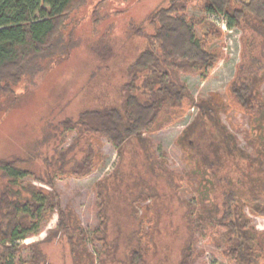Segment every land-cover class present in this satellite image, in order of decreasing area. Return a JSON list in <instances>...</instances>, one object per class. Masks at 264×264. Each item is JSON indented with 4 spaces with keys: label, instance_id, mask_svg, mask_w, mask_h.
I'll return each mask as SVG.
<instances>
[{
    "label": "trees",
    "instance_id": "16d2710c",
    "mask_svg": "<svg viewBox=\"0 0 264 264\" xmlns=\"http://www.w3.org/2000/svg\"><path fill=\"white\" fill-rule=\"evenodd\" d=\"M85 2L0 0V105L19 96L17 86L33 79L37 72L31 74V63L54 50L70 13ZM202 9L223 14L229 27L244 30L242 64L229 91L231 99L256 121L250 137L256 156L243 150L237 136L222 123L218 113L225 107L224 100L215 95L211 101H197L181 79V72L197 73L206 79L220 58L211 49L216 31L201 36L198 21L187 15L186 0H171L148 16L155 31L128 67L121 101L85 107L76 116L62 119L57 128L60 140L74 130L78 138H88L86 155L76 159L71 168L74 175H86L95 167L94 136L108 137L121 156L112 175L101 179L95 189L100 222L90 237L100 244L103 264L117 258L119 247L117 239L109 235L110 187L125 194L124 201L133 208L131 213L138 221L124 250L123 264H152L149 257L157 248L161 216L157 211L154 231L145 232L148 214H140L136 205L156 194L158 181L172 174L143 140L145 134L175 119L178 112L195 106L199 112L179 141L192 172L199 178L201 198L198 204L188 201L185 218L190 236L180 264H193L197 234L224 244V254L232 264H264V233L258 231L246 209L249 206L252 213L264 215V101L260 91L264 81V0H205ZM101 57L106 58L105 54ZM56 152L59 154L60 149ZM0 172L6 177L0 191V264H51L39 241L31 243L29 257L21 258L24 245L20 241L40 234L56 212V234L70 244L75 262L94 264L88 232L73 211L61 205L56 193L32 183L23 184L21 178L30 171L19 159L0 158ZM48 183L54 185L52 177ZM177 187L174 182L172 190Z\"/></svg>",
    "mask_w": 264,
    "mask_h": 264
},
{
    "label": "rangeland",
    "instance_id": "374dc122",
    "mask_svg": "<svg viewBox=\"0 0 264 264\" xmlns=\"http://www.w3.org/2000/svg\"><path fill=\"white\" fill-rule=\"evenodd\" d=\"M170 2L86 0L70 13L54 50L31 63V74L37 71L33 79H27L17 86V98H8L0 105V158L19 159L21 166L30 171L21 178L23 184L32 183L56 193L61 205L73 211L88 232L89 251L96 257L94 264H103L98 251L100 244L90 237L100 222L96 184L112 175L121 156L108 137L94 136L95 167L86 175H74L71 168L76 164V159L86 155L88 138H78L79 134L74 130L67 132L65 138L60 140L57 138V128L62 119L76 116L85 107L121 101L128 67L147 47L149 35L155 31L148 16ZM203 2L205 0H186L187 15L198 21L201 36L216 31L211 40V49L220 59L206 79L190 72H181V79L197 101H211L215 95L218 100H224L225 107L218 113L222 123L237 136L243 150L256 156L255 147L250 141L256 121L250 112L231 99L229 91V85L242 64L244 30L238 26L229 27L223 14L206 13L202 9ZM102 54L106 58L101 57ZM260 91L264 101V81ZM198 112V106L187 107L162 128L145 134L146 139L143 140L145 144L148 141L149 148L164 160L172 174L158 181L155 187L157 197L151 193L136 205L140 214H148L145 232L154 231L157 211L161 216L160 233H156L157 248L152 249L149 257L152 264H180L182 249L190 236L185 217L190 208L188 201L199 203L200 182L192 172L179 138ZM58 149L59 154L56 152ZM51 177L53 186L48 183ZM5 178L0 172V191ZM173 181L178 184L174 190ZM118 191L111 187L109 191V235L119 244L118 256L110 264H123L121 259L129 237L138 227V221L132 214L133 208L124 201L125 194ZM215 193L221 199L218 188ZM246 209L252 223L259 232L264 233V215L252 213L249 206ZM58 218V213H54L40 234L20 241L24 245L19 254L21 258L29 257L31 243L39 241L51 264H78L73 258L70 244L56 234ZM261 240L264 243V235ZM193 264L232 262L224 254V244L217 243L210 236L197 234Z\"/></svg>",
    "mask_w": 264,
    "mask_h": 264
}]
</instances>
